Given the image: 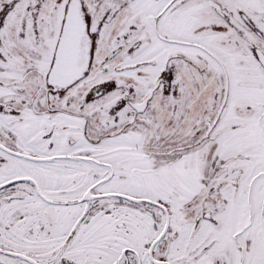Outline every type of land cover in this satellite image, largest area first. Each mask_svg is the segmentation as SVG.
<instances>
[{
  "label": "snow or ice",
  "instance_id": "1",
  "mask_svg": "<svg viewBox=\"0 0 264 264\" xmlns=\"http://www.w3.org/2000/svg\"><path fill=\"white\" fill-rule=\"evenodd\" d=\"M0 264H264V0H0Z\"/></svg>",
  "mask_w": 264,
  "mask_h": 264
}]
</instances>
